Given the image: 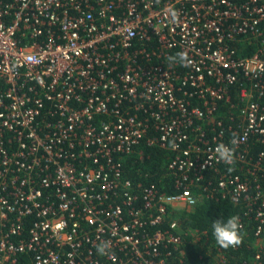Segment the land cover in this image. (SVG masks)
Returning <instances> with one entry per match:
<instances>
[{
	"label": "built area",
	"instance_id": "1",
	"mask_svg": "<svg viewBox=\"0 0 264 264\" xmlns=\"http://www.w3.org/2000/svg\"><path fill=\"white\" fill-rule=\"evenodd\" d=\"M143 144L177 193L127 176ZM208 199L255 223L208 264H264V0H0V264H186Z\"/></svg>",
	"mask_w": 264,
	"mask_h": 264
},
{
	"label": "trees",
	"instance_id": "2",
	"mask_svg": "<svg viewBox=\"0 0 264 264\" xmlns=\"http://www.w3.org/2000/svg\"><path fill=\"white\" fill-rule=\"evenodd\" d=\"M143 145L142 154L139 155L134 152L125 159L124 165L127 176L133 181H142L148 184L156 183L164 194L177 193L179 189L175 187L174 178L167 170L168 163L174 157L172 151L157 146ZM232 215H238L240 224L243 223L244 225L240 230L243 237L242 243L237 247L228 249L220 247V249L230 261L240 263L243 258L250 260V256L255 252L252 249L255 240V223L248 221L247 217L244 216L243 204H234L223 199H208L190 211H183L177 219L185 232H200L206 237L207 243L216 245L217 247L213 251L215 253L219 246L212 235V223L217 219L226 220ZM183 248L188 256L185 261L186 264H208L209 257L207 254L202 259L199 257V252H197L199 247L186 243Z\"/></svg>",
	"mask_w": 264,
	"mask_h": 264
},
{
	"label": "clouds",
	"instance_id": "3",
	"mask_svg": "<svg viewBox=\"0 0 264 264\" xmlns=\"http://www.w3.org/2000/svg\"><path fill=\"white\" fill-rule=\"evenodd\" d=\"M179 14L175 10L170 11V19L173 23L177 22ZM170 62H179L183 66H188L189 60L186 52L177 53L175 56L168 57ZM215 155L219 161L231 165L234 162L233 148L220 143L215 148ZM242 225L239 222L238 215H232L226 220L217 219L212 223V235L215 238L217 245L223 249L237 247L242 243L241 235ZM109 247L107 243L98 246L99 254H106V249Z\"/></svg>",
	"mask_w": 264,
	"mask_h": 264
},
{
	"label": "rangeland",
	"instance_id": "4",
	"mask_svg": "<svg viewBox=\"0 0 264 264\" xmlns=\"http://www.w3.org/2000/svg\"><path fill=\"white\" fill-rule=\"evenodd\" d=\"M182 213V212H181ZM179 213H176L174 215V217L177 219L179 218ZM186 233H188L186 237V240H188L190 242V244H194V242L196 243L198 241V239H200V242L202 245L199 246V249L197 250V252H199L200 254H202V256L204 257V255L206 254H210L214 251V248L217 247L216 245L213 246V243H206L204 236L202 233L197 232V231H186ZM206 243V244H205ZM204 245V247L202 248V246ZM210 264H215L214 260L210 258L209 260Z\"/></svg>",
	"mask_w": 264,
	"mask_h": 264
}]
</instances>
